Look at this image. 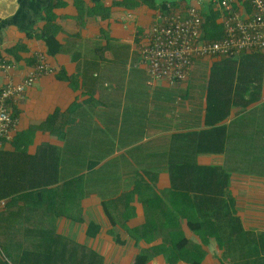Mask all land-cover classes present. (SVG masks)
Segmentation results:
<instances>
[{
  "label": "crops",
  "instance_id": "0c3cea01",
  "mask_svg": "<svg viewBox=\"0 0 264 264\" xmlns=\"http://www.w3.org/2000/svg\"><path fill=\"white\" fill-rule=\"evenodd\" d=\"M225 1L0 0L13 65L0 82H21L39 53L54 69L0 147L9 242L46 250L57 234L103 264H264V52L197 58L176 85L151 80L139 53L165 3L223 32Z\"/></svg>",
  "mask_w": 264,
  "mask_h": 264
},
{
  "label": "built area",
  "instance_id": "2783aa9c",
  "mask_svg": "<svg viewBox=\"0 0 264 264\" xmlns=\"http://www.w3.org/2000/svg\"><path fill=\"white\" fill-rule=\"evenodd\" d=\"M251 14L244 18L234 10L231 1L224 2L223 36L219 39L203 37L204 18L201 12L190 7L181 14L167 8L159 20L146 31L145 42L139 53L151 80H165L172 85L190 76L194 61L205 56L237 57L241 54L264 52V0H247ZM13 68L0 59V70ZM54 71L39 53L37 62L21 82H0V147L12 140L17 132L18 119L14 107L26 98L29 87L42 74ZM6 199H0V211Z\"/></svg>",
  "mask_w": 264,
  "mask_h": 264
},
{
  "label": "trees",
  "instance_id": "16d2710c",
  "mask_svg": "<svg viewBox=\"0 0 264 264\" xmlns=\"http://www.w3.org/2000/svg\"><path fill=\"white\" fill-rule=\"evenodd\" d=\"M167 7L165 3L164 10H166ZM215 23H212V27L208 26V24L204 25V38L219 39L223 36V32ZM51 35L52 34L47 33L45 36L49 53H53L55 51L53 48V41H51L54 37ZM1 151L2 150H0V153ZM14 193L15 192L11 191H0V198L7 197L9 195L11 196ZM3 217L4 216L0 213V264H40L41 254L43 255V264H103L102 257L90 248L84 247L71 240L63 239V237L58 236L57 234L47 240L46 250H44L43 247H40L39 240L27 242L13 240V242H9V240L5 238V231L3 230L5 226H2ZM242 234L247 235V232ZM64 240L67 243H65ZM28 255L31 256V263L23 262L24 256ZM15 256L18 258L21 257L22 261L16 260Z\"/></svg>",
  "mask_w": 264,
  "mask_h": 264
},
{
  "label": "rangeland",
  "instance_id": "374dc122",
  "mask_svg": "<svg viewBox=\"0 0 264 264\" xmlns=\"http://www.w3.org/2000/svg\"><path fill=\"white\" fill-rule=\"evenodd\" d=\"M199 71H200V68H199Z\"/></svg>",
  "mask_w": 264,
  "mask_h": 264
}]
</instances>
